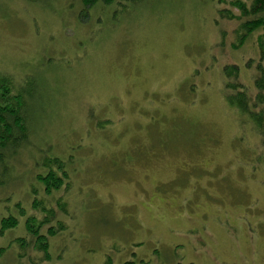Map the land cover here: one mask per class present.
Listing matches in <instances>:
<instances>
[{
  "label": "rangeland",
  "instance_id": "1",
  "mask_svg": "<svg viewBox=\"0 0 264 264\" xmlns=\"http://www.w3.org/2000/svg\"><path fill=\"white\" fill-rule=\"evenodd\" d=\"M80 3L0 0V73L40 99L0 186V217L18 220L0 264H264V139L222 93L235 64L232 81L255 95L262 31L240 46L251 17L212 0ZM44 156L68 173L49 194L36 179ZM43 207L42 233L65 227L48 239L50 262L24 227Z\"/></svg>",
  "mask_w": 264,
  "mask_h": 264
},
{
  "label": "trees",
  "instance_id": "2",
  "mask_svg": "<svg viewBox=\"0 0 264 264\" xmlns=\"http://www.w3.org/2000/svg\"><path fill=\"white\" fill-rule=\"evenodd\" d=\"M98 1L100 0H80L82 9L79 11H90ZM102 1L105 4H109L112 0ZM212 1L216 3V5L229 6L231 9L238 11L240 14L238 16L239 18H243L244 16L248 18L251 17L242 23L241 28L244 29V33L240 35L238 40L240 46L244 44L246 36L250 35L251 32L257 30L262 31V35L259 36V57L258 61L255 62L257 65L255 64V66H253L254 70L259 73L258 79L254 81L256 88L255 95L250 97L246 92L245 86H242L238 81H232L237 80V76L239 75V67L235 64L232 65L231 72L237 76L230 79V83L229 80L226 79L222 93L228 106H230L237 116H239L240 126L245 127L246 124L251 125L259 135L260 133L263 135L264 139V67L261 65V62L264 59V0ZM115 11V9L106 11V16H114ZM218 12L223 16L226 11ZM227 13L229 14L228 18L232 19L235 17L232 12L227 11ZM253 62L254 59L250 58L249 61L245 63V66L249 67L247 64L250 63L252 65ZM225 67L223 69L224 72L226 70ZM226 78H229V75H226ZM30 86L26 90H22L19 86L14 90L12 78L7 74L0 73V186L5 185L6 182L9 184L13 181L14 177L11 175V172L15 170L17 155L20 149L25 146L29 134L28 123L33 117V114H31V107L35 102L39 101L40 103V99L36 100L35 97H32L35 96L36 90L34 87L30 89ZM27 97L29 98L27 99ZM38 112H40V110ZM260 112H262L263 115ZM36 166L46 169L44 174H37L36 179L44 184L48 194L53 190H57L61 186L62 181L68 176L66 171V161L57 157L44 156L42 157L41 162H36ZM6 197H0V203L5 200ZM33 201L32 208L38 209L41 203L36 202V198H34ZM15 206L18 209H21L18 204ZM41 210L45 212L44 219L39 220V222L36 223V217H28L25 220L24 227L30 244H32L31 248L37 252H42L43 256L41 258L43 261L50 262L51 256L49 253L48 239L56 235L58 232L65 230V227L62 223H57L56 227H47L46 232L42 233L40 231L41 226L43 227L47 224V222L53 218V214L45 207ZM17 224L18 220L16 216L10 213L6 216L1 215L0 237L5 231L16 228ZM14 240L17 242V245L21 250L26 247V244H28V240L22 236ZM4 251L5 247H0V254ZM108 259L110 260L109 257ZM19 260L20 258H17L18 262ZM109 260H107L108 262L106 261L107 264H110ZM124 264L136 263L128 262ZM142 264L147 263L142 262Z\"/></svg>",
  "mask_w": 264,
  "mask_h": 264
}]
</instances>
